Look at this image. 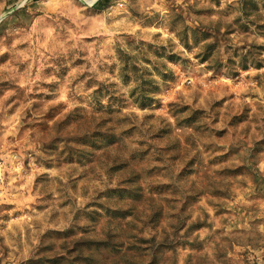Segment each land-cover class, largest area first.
<instances>
[{
	"label": "rangeland",
	"instance_id": "obj_1",
	"mask_svg": "<svg viewBox=\"0 0 264 264\" xmlns=\"http://www.w3.org/2000/svg\"><path fill=\"white\" fill-rule=\"evenodd\" d=\"M92 1L0 0V264H264V0Z\"/></svg>",
	"mask_w": 264,
	"mask_h": 264
},
{
	"label": "trees",
	"instance_id": "obj_2",
	"mask_svg": "<svg viewBox=\"0 0 264 264\" xmlns=\"http://www.w3.org/2000/svg\"><path fill=\"white\" fill-rule=\"evenodd\" d=\"M110 0H99L98 3L95 5V8L98 10H103L107 7ZM97 250L100 249V247H96ZM79 250V249H78ZM80 251V250H79ZM90 260H94L91 256L85 258H78L76 260V264H90ZM92 264V263H91ZM93 264H96L95 262Z\"/></svg>",
	"mask_w": 264,
	"mask_h": 264
},
{
	"label": "built area",
	"instance_id": "obj_3",
	"mask_svg": "<svg viewBox=\"0 0 264 264\" xmlns=\"http://www.w3.org/2000/svg\"><path fill=\"white\" fill-rule=\"evenodd\" d=\"M1 172H2V166H1V164H0V175H1Z\"/></svg>",
	"mask_w": 264,
	"mask_h": 264
},
{
	"label": "bare ground",
	"instance_id": "obj_4",
	"mask_svg": "<svg viewBox=\"0 0 264 264\" xmlns=\"http://www.w3.org/2000/svg\"><path fill=\"white\" fill-rule=\"evenodd\" d=\"M96 0H93L92 2H95Z\"/></svg>",
	"mask_w": 264,
	"mask_h": 264
},
{
	"label": "water",
	"instance_id": "obj_5",
	"mask_svg": "<svg viewBox=\"0 0 264 264\" xmlns=\"http://www.w3.org/2000/svg\"><path fill=\"white\" fill-rule=\"evenodd\" d=\"M97 1H99V0H96L95 2H97Z\"/></svg>",
	"mask_w": 264,
	"mask_h": 264
}]
</instances>
